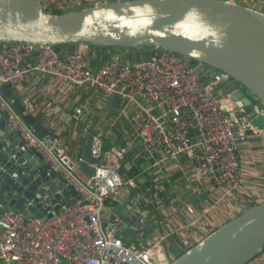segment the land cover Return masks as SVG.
I'll return each instance as SVG.
<instances>
[{
	"label": "built area",
	"instance_id": "obj_1",
	"mask_svg": "<svg viewBox=\"0 0 264 264\" xmlns=\"http://www.w3.org/2000/svg\"><path fill=\"white\" fill-rule=\"evenodd\" d=\"M42 2L48 10L72 5L69 0ZM125 49L115 47L93 68L89 48L83 44L62 52L54 45L0 43V85L7 83L20 94L26 112H35L40 102L38 94H25L23 85L30 75L59 78L64 85L91 90L71 113L64 111V122L75 117L93 133V174L83 181L78 170L63 161L70 148L76 162L80 160L83 142L76 131L65 134L64 128V138L51 133L53 146H48L0 92V112L19 134L22 147L34 148L62 178V188L76 193L65 205L67 195L61 196L59 210L54 208L56 203L45 204L49 195H43L41 208L48 209L51 216L1 210L0 258L4 264H170L166 242L176 229L146 237L147 228H140L134 238L126 237L138 216L148 227L158 220L156 208L164 188L160 179L179 173L188 190L208 197L195 218L182 226L199 224L200 239L213 230L212 210L240 186L239 142L249 135L264 141V126L253 123L256 115L264 114V106L256 98L251 105L240 106L233 94L241 86L225 92L223 86L231 76L223 71L205 70L187 57L159 47H153L147 58L131 60ZM110 98L117 102L115 113L104 108ZM117 138L122 142L117 143ZM106 140L115 143L112 150L104 149ZM127 156L129 160L143 158L150 167L132 164L136 168L130 175L131 167L124 163ZM151 168L159 174L152 175ZM147 174L150 185L146 184ZM108 199L114 202L110 208ZM118 202L124 207L110 220Z\"/></svg>",
	"mask_w": 264,
	"mask_h": 264
},
{
	"label": "water",
	"instance_id": "obj_2",
	"mask_svg": "<svg viewBox=\"0 0 264 264\" xmlns=\"http://www.w3.org/2000/svg\"><path fill=\"white\" fill-rule=\"evenodd\" d=\"M12 41L159 47L229 74L241 86L233 94L240 106L251 105L252 98L264 106V11L249 5L226 0H111L55 13L46 9L42 0H0V43ZM0 92L35 134L52 147L49 130L25 111L12 88L4 83ZM116 103L110 98L104 108L115 113ZM0 120L7 124L1 112ZM4 125H0V212L7 206L37 217L51 216L48 209L41 208L43 195H49L45 204L56 203L54 208L59 210L76 193H67L62 178L49 169L41 155L32 147L23 148L19 134ZM92 143L93 133L88 130L80 160L63 157L83 181L93 174ZM120 172L124 173V168ZM51 178L56 185L47 186ZM64 195L67 200L58 204ZM204 197L200 194L193 201L199 204ZM123 207L118 202L109 219ZM141 217L135 219L126 237L134 238L138 229L148 228V224H141ZM262 252L264 202L218 226L170 264H246Z\"/></svg>",
	"mask_w": 264,
	"mask_h": 264
},
{
	"label": "crops",
	"instance_id": "obj_3",
	"mask_svg": "<svg viewBox=\"0 0 264 264\" xmlns=\"http://www.w3.org/2000/svg\"><path fill=\"white\" fill-rule=\"evenodd\" d=\"M42 1L50 3L54 0ZM75 1L76 0H71L72 3H75ZM238 2L264 11V0H238ZM56 9L62 10L60 8ZM23 86L25 87V94H38L40 96V102L36 103V111L33 112V114L37 118H40V120H38L49 130L50 134H56V132H58L59 135L64 138V128L67 130L65 134H68L69 131L73 129L77 133L78 140L83 142L87 133V127H85L80 119L75 117L64 122V111L71 113L73 106H76L85 95L91 93L89 88L84 87L78 89L70 85H64V81L59 78L43 77L40 76L39 73L31 74ZM64 87H66L65 90ZM16 95L21 99L20 94ZM260 115L263 116V119L260 124L255 125L258 127L264 126V114L256 115L254 120ZM0 125H4L1 120ZM4 126L9 127L8 123ZM138 149H140V147H138ZM68 150L67 155L71 156V158L76 161L77 156L74 153V149L70 148ZM238 151L241 183L237 189L227 195L223 201L212 210L210 214L212 229L217 228L253 206L264 202V141H261L257 136L249 135L245 140L239 142ZM138 161V166L141 169L150 167L148 162L143 158L129 160L127 156L124 159V163L127 167H132V164ZM169 172L171 173V169L170 171L168 170V173ZM151 173L153 174V171ZM162 179L161 181L164 187L162 191L165 196H167L166 198L172 195L173 197L179 195V199L176 197L177 201L175 206H170L167 209H156L159 212L158 216L162 212H165L164 216L166 217L161 223V226L157 228V232H163L167 228L168 230L176 229L175 233L179 234L183 241L188 240L185 242L188 244L193 242L194 239H200L197 233L199 224L183 228L182 226L195 218L206 203L208 197L207 199L204 197L203 200H200L199 204H196L193 199L198 195L184 186L179 173L175 175L171 174V176L167 178L162 177ZM145 180H147L146 177ZM47 184V186H53L56 185V181L54 178H51ZM6 208L9 207L4 206L2 210ZM155 225H159L157 220L155 221ZM151 236L152 234L148 233L146 235V237ZM251 261V264H264V252ZM0 264H4L1 258Z\"/></svg>",
	"mask_w": 264,
	"mask_h": 264
},
{
	"label": "trees",
	"instance_id": "obj_4",
	"mask_svg": "<svg viewBox=\"0 0 264 264\" xmlns=\"http://www.w3.org/2000/svg\"><path fill=\"white\" fill-rule=\"evenodd\" d=\"M84 0H79L78 1V9H81V6L83 4ZM75 3H72V5H65L64 9L62 10H57V9H53L51 11L55 12V13H63V12H68L72 10V6H74ZM85 45L89 48V54H88V59L89 62L92 64L93 68L98 67L104 60L107 59L108 55L110 54V52L115 48V47H109V46H96V45H92L89 43H83V42H79V43H64V44H58V45H54L55 48L59 51H73L74 49H76L77 47H79L80 45ZM127 49V50H126ZM125 51L127 52L128 57L131 60H135V59H142V58H147L149 57L152 48L150 46H142V47H136V48H126ZM188 60L195 64V65H200L203 66L205 68V70L207 69H214L217 70L211 66L205 65L203 63H199L196 60L190 59L188 58ZM240 84L238 83L237 80H235L234 78L230 77V81L225 84L223 86V90L225 92H232L234 91ZM257 102H259V100L256 99ZM260 103V102H259ZM38 119L40 120V118L38 117ZM119 138V137H118ZM117 138V143H121L122 141L119 140ZM115 145V143H111L109 140H106L104 142V149L106 150H112L113 146ZM136 165H139V161L135 162ZM136 166H132L131 169H129V174L130 175H134V170H135ZM151 171H153L152 175H156L159 174V170L157 169H151ZM146 184L150 185L152 184V179L150 175H146ZM163 180L162 178L160 179V181ZM162 182V181H161ZM160 196V201H159V207L156 209H162V208H168L170 206H175L176 205V197L179 198V195H175L173 197V195L169 198H166L167 196H165V194L163 193V191H161L159 193ZM114 204L112 199H108L106 201V206L108 208H110L112 205ZM149 209V208H146ZM150 210V209H149ZM151 211V210H150ZM165 212H162L161 214H159L158 216V220L157 222L159 223V225H155L154 223H151L150 226L147 228V233L148 234H152V237L155 234H159L161 232H157V228L159 226H161V223L163 222V220L166 218L164 216ZM243 213V212H242ZM104 215L107 216L106 212H104ZM168 229V228H167ZM214 230V229H213ZM212 230V231H213ZM210 233V232H209ZM208 233V234H209ZM198 240L200 239H194L193 242L185 243L182 239V237L179 234L171 233L168 237H167V242H166V247H167V251H168V255L174 259L176 257H178L179 255H181L183 252H185L187 249H189L193 244H195ZM139 246H143L140 245Z\"/></svg>",
	"mask_w": 264,
	"mask_h": 264
},
{
	"label": "rangeland",
	"instance_id": "obj_5",
	"mask_svg": "<svg viewBox=\"0 0 264 264\" xmlns=\"http://www.w3.org/2000/svg\"><path fill=\"white\" fill-rule=\"evenodd\" d=\"M71 2V0H69ZM101 1H104V0H91V2H83L81 8H85V7H90L91 5H98V4H101L103 2ZM78 0L75 1V5L72 6V10L74 9H78ZM263 119V116L260 115L258 116L255 120H254V125H257V124H260L261 120Z\"/></svg>",
	"mask_w": 264,
	"mask_h": 264
}]
</instances>
